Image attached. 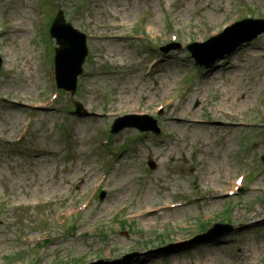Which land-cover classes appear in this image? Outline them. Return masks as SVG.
<instances>
[{"label": "rangeland", "instance_id": "1", "mask_svg": "<svg viewBox=\"0 0 264 264\" xmlns=\"http://www.w3.org/2000/svg\"><path fill=\"white\" fill-rule=\"evenodd\" d=\"M58 4L88 55L51 103ZM243 16L264 0H0V264H264V32L201 69L186 49ZM125 114L159 133L108 134Z\"/></svg>", "mask_w": 264, "mask_h": 264}, {"label": "water", "instance_id": "2", "mask_svg": "<svg viewBox=\"0 0 264 264\" xmlns=\"http://www.w3.org/2000/svg\"><path fill=\"white\" fill-rule=\"evenodd\" d=\"M250 22H260L261 24L247 34H237V32H235L236 28ZM262 31H264V21L244 20L235 23L234 25H232V27L225 29L223 33L219 34L216 39H214L213 41L211 40L212 42H214L221 37H226V41L220 44L221 47L224 45V48L222 49V51L214 55L210 59V61H213L215 58L229 53L241 42L251 40ZM50 33L53 37L56 38V42L58 44V47L55 48L58 83L61 87L65 88L66 90H70L71 93H73L76 88V78L82 72V63L85 59V56L87 55L85 34L80 33L78 30L74 29L71 24L66 23L61 11L57 13L56 17L52 21ZM207 43L208 42H206L205 44ZM188 48L191 50L192 54L198 60H200V62H202L199 48L196 45L188 46ZM210 61L206 63H209ZM79 108L81 109L80 105ZM129 118L138 120L150 119L147 116H131ZM153 124H155L154 121ZM127 126L137 127L142 131L155 130L153 126L142 124L140 125L137 121H131L122 125H117L114 131L120 130ZM150 166L153 167V164L151 163ZM101 197H103V194L101 195Z\"/></svg>", "mask_w": 264, "mask_h": 264}, {"label": "bare ground", "instance_id": "3", "mask_svg": "<svg viewBox=\"0 0 264 264\" xmlns=\"http://www.w3.org/2000/svg\"><path fill=\"white\" fill-rule=\"evenodd\" d=\"M209 31H210V32H213V31H214L213 27H212V28H210V29H209Z\"/></svg>", "mask_w": 264, "mask_h": 264}]
</instances>
